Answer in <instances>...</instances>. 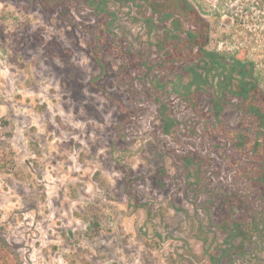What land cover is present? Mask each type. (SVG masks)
Returning a JSON list of instances; mask_svg holds the SVG:
<instances>
[{
	"label": "rangeland",
	"instance_id": "374dc122",
	"mask_svg": "<svg viewBox=\"0 0 264 264\" xmlns=\"http://www.w3.org/2000/svg\"><path fill=\"white\" fill-rule=\"evenodd\" d=\"M134 6L120 15L138 47L149 37ZM94 25L86 8L0 0V236L11 264H214V208L167 151L199 150L214 184L231 167L203 139L161 133L142 74L89 54ZM224 29H212L211 49L226 46ZM234 117L224 112L230 126ZM230 264L264 262L250 253Z\"/></svg>",
	"mask_w": 264,
	"mask_h": 264
},
{
	"label": "trees",
	"instance_id": "16d2710c",
	"mask_svg": "<svg viewBox=\"0 0 264 264\" xmlns=\"http://www.w3.org/2000/svg\"><path fill=\"white\" fill-rule=\"evenodd\" d=\"M37 1L51 10L89 9L95 17L89 54L97 61L105 53L117 57L129 78L142 74L141 89L154 103L161 133L177 144L203 139L212 151L220 149L232 169L228 183H213L216 172L208 174L196 148L167 153L177 173L185 170L183 181L214 208L213 232L223 236L214 264L250 253L264 262V0ZM131 4L148 28L149 40L138 47L127 40L130 30L120 15L121 6ZM218 26L225 27L222 50L209 47ZM226 110L235 113L231 126L223 119ZM12 262L0 236V264Z\"/></svg>",
	"mask_w": 264,
	"mask_h": 264
}]
</instances>
